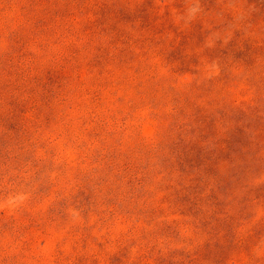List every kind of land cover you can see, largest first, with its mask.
<instances>
[{
    "label": "rangeland",
    "instance_id": "1",
    "mask_svg": "<svg viewBox=\"0 0 264 264\" xmlns=\"http://www.w3.org/2000/svg\"><path fill=\"white\" fill-rule=\"evenodd\" d=\"M0 264H264V0H0Z\"/></svg>",
    "mask_w": 264,
    "mask_h": 264
}]
</instances>
